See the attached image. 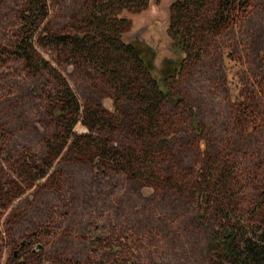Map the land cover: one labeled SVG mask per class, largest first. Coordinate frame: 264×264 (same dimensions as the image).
Here are the masks:
<instances>
[{"label": "rangeland", "instance_id": "374dc122", "mask_svg": "<svg viewBox=\"0 0 264 264\" xmlns=\"http://www.w3.org/2000/svg\"><path fill=\"white\" fill-rule=\"evenodd\" d=\"M95 1L46 0L37 51L74 91L82 120L90 108L120 118L115 131L93 130L94 138L123 152L147 150L149 169L142 176L99 158L50 157L58 119L49 101L60 81L7 54L0 63V264H211L219 218L214 205L201 207L197 187L213 168L212 187H234L247 218L264 189V0L225 24L215 22L221 0H211L196 54L167 80L172 100L160 105L162 135L154 142L137 138L134 102L116 103L86 63L65 58L48 40L38 44L49 31L78 35ZM175 1L150 0L123 15L132 22L126 39L151 48L157 77L166 61L184 57L168 36ZM26 2L1 0L0 49L19 40ZM82 123L68 145L90 133Z\"/></svg>", "mask_w": 264, "mask_h": 264}, {"label": "trees", "instance_id": "16d2710c", "mask_svg": "<svg viewBox=\"0 0 264 264\" xmlns=\"http://www.w3.org/2000/svg\"><path fill=\"white\" fill-rule=\"evenodd\" d=\"M251 1L221 0L215 22L228 23L235 13L244 10ZM149 2L96 0L85 9V26L79 29L78 35L58 36L49 31L44 38L40 35L41 43H38L42 46L43 41L48 40L65 58L86 63L106 80L116 103L123 99L134 102L138 114L132 123L137 138L142 142L146 138L154 142L162 135L160 105L166 99L172 100L167 80L178 73L187 58L196 54L198 39L204 34L199 25L204 22V13L211 0H176L171 5V15L173 10L177 11L178 19L175 23L176 19L171 16L168 36L174 52L184 57L181 61H166L160 69L159 78L155 74L151 48L126 39L132 22L123 17L124 13H139ZM47 18L46 0H27L20 38L12 49H0V63L7 54L13 55L25 62L30 72L47 71L59 79L58 87L52 90L49 101L58 119L56 131L49 140V156L57 159L63 155V159L78 162L99 158L103 162L113 161L119 169L138 172L143 176L145 173L141 172L149 169L146 159L150 152H123L113 148L110 139L96 140L92 135L93 130L102 133L115 131L120 118L100 108H90L85 111L82 120V105L74 91L37 51L35 36L46 31H42V26ZM80 121L89 128L90 133L75 136L68 145L74 136L73 129ZM34 170L31 167V172ZM209 172L206 184L197 188L201 207L205 209L214 205L219 218V228L212 239L211 264H264V189L258 192L254 215L247 218L243 208L236 203L234 187H212L215 171L212 168Z\"/></svg>", "mask_w": 264, "mask_h": 264}, {"label": "flooded vegetation", "instance_id": "af4514ba", "mask_svg": "<svg viewBox=\"0 0 264 264\" xmlns=\"http://www.w3.org/2000/svg\"><path fill=\"white\" fill-rule=\"evenodd\" d=\"M29 245H30L29 243H26V245L23 244V247H22V248H24V247H26V246H29Z\"/></svg>", "mask_w": 264, "mask_h": 264}]
</instances>
